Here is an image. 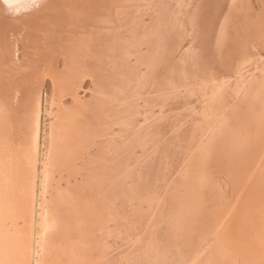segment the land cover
<instances>
[{"label":"bare ground","instance_id":"bare-ground-1","mask_svg":"<svg viewBox=\"0 0 264 264\" xmlns=\"http://www.w3.org/2000/svg\"><path fill=\"white\" fill-rule=\"evenodd\" d=\"M0 264H264V0L0 5Z\"/></svg>","mask_w":264,"mask_h":264},{"label":"snow or ice","instance_id":"snow-or-ice-1","mask_svg":"<svg viewBox=\"0 0 264 264\" xmlns=\"http://www.w3.org/2000/svg\"><path fill=\"white\" fill-rule=\"evenodd\" d=\"M37 3L38 0H0V5L13 15H20L22 12L30 11Z\"/></svg>","mask_w":264,"mask_h":264}]
</instances>
